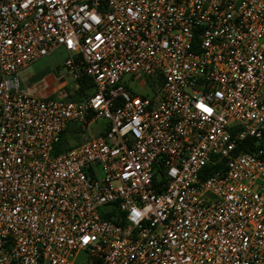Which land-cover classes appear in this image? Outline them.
I'll return each mask as SVG.
<instances>
[{
	"label": "built area",
	"instance_id": "obj_1",
	"mask_svg": "<svg viewBox=\"0 0 264 264\" xmlns=\"http://www.w3.org/2000/svg\"><path fill=\"white\" fill-rule=\"evenodd\" d=\"M0 264H264V0H0Z\"/></svg>",
	"mask_w": 264,
	"mask_h": 264
},
{
	"label": "rangeland",
	"instance_id": "obj_2",
	"mask_svg": "<svg viewBox=\"0 0 264 264\" xmlns=\"http://www.w3.org/2000/svg\"><path fill=\"white\" fill-rule=\"evenodd\" d=\"M67 54L62 48H57L46 57L34 62L24 72L19 73L20 85L24 92L30 96L42 99H66L68 95L74 94V85L69 78V73L64 66ZM130 76H125L123 81L129 85L130 89L137 95L154 93V87L151 86V80L147 79V83L143 86L142 82H146L142 77H135L132 80ZM103 122H99L98 125ZM73 128V126H70ZM92 135L96 136V126L92 128ZM66 140L69 145L74 143L72 135H67Z\"/></svg>",
	"mask_w": 264,
	"mask_h": 264
},
{
	"label": "trees",
	"instance_id": "obj_3",
	"mask_svg": "<svg viewBox=\"0 0 264 264\" xmlns=\"http://www.w3.org/2000/svg\"><path fill=\"white\" fill-rule=\"evenodd\" d=\"M75 88L76 89L74 91V94L72 96L68 95L70 97V100L75 101V102L82 101L87 95H89L90 93L93 92V84H92V82H90L88 80L78 81ZM67 135L73 136L74 143L72 145H69V143L67 142V140H66ZM80 142H81L80 135L75 133L73 128L67 127L65 129V131L62 133L59 142L55 145L53 154H59L62 152H66V151L70 150L73 146L79 144ZM252 145H253V141L250 139H248L245 142V147L247 146L248 148H250V147H252ZM242 147H244V146H242ZM250 150L251 149H247V151H249V152H250ZM209 171H210V169L207 170V172H209Z\"/></svg>",
	"mask_w": 264,
	"mask_h": 264
},
{
	"label": "crops",
	"instance_id": "obj_4",
	"mask_svg": "<svg viewBox=\"0 0 264 264\" xmlns=\"http://www.w3.org/2000/svg\"><path fill=\"white\" fill-rule=\"evenodd\" d=\"M30 66H31V65H30ZM30 66H28L27 68H25V69H23L22 71H20V73L24 72V70L28 69ZM104 124H105V123H103L102 125H101V124H100V125L97 124V126H96L97 129L102 128V127L104 126Z\"/></svg>",
	"mask_w": 264,
	"mask_h": 264
}]
</instances>
